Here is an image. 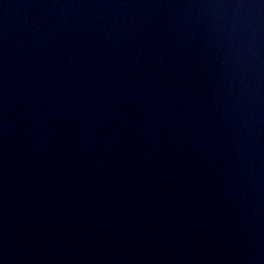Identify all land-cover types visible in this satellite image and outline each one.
Wrapping results in <instances>:
<instances>
[{
	"label": "water",
	"instance_id": "1",
	"mask_svg": "<svg viewBox=\"0 0 264 264\" xmlns=\"http://www.w3.org/2000/svg\"><path fill=\"white\" fill-rule=\"evenodd\" d=\"M0 264H264V0H0Z\"/></svg>",
	"mask_w": 264,
	"mask_h": 264
}]
</instances>
